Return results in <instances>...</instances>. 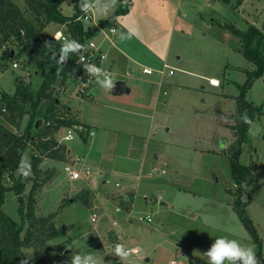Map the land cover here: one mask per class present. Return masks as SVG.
I'll use <instances>...</instances> for the list:
<instances>
[{"label": "rangeland", "instance_id": "rangeland-1", "mask_svg": "<svg viewBox=\"0 0 264 264\" xmlns=\"http://www.w3.org/2000/svg\"><path fill=\"white\" fill-rule=\"evenodd\" d=\"M11 1L29 17L27 0ZM237 3V0H233L230 5H223L218 0H133L129 16L118 23L119 34H111L108 29L103 32L104 36L115 40L117 49L113 48L112 51L120 55L118 70L113 71L114 81L127 82L133 93L115 97L112 91L102 88H99L101 91H94L98 106L85 109V118L95 124L113 127L105 128L112 130L104 135L106 139L98 138L99 134L95 138V128L89 130V134L87 130L83 134L86 142L83 138L65 142V128L56 135L58 142L68 148L65 163L80 171L84 169L82 165L86 157H96L102 152L101 159L107 162L101 173L98 174L97 166L92 178L71 180L62 163L45 160L40 166L41 179H37L32 171L28 176L32 181L26 188L24 198L29 196L35 182L48 178L36 197L37 217L53 216L56 229L62 232L65 228L66 231V234L49 241L48 244L62 246L63 250L48 252L46 264H68L74 251L80 254L96 251L101 264H118L120 261L113 250L115 244L121 242L128 248L139 250V254L132 257L135 264H171L172 261L176 264H207L203 253L219 236L237 239L253 247L256 254L261 255V259H257L259 264H264V82L256 81L247 94L248 102L258 108L259 116L250 128L239 156L240 164L248 167L253 176V184L245 192L242 202L248 205L247 214L253 220L261 240V244L256 245L235 212L239 186L231 173L229 155L233 153H228L237 139L233 130L226 128L230 123L235 124L232 119L236 114L235 105L215 94L222 91L212 87L213 80H210L214 77L221 84H225L226 80L243 84L247 79V74L240 70L248 69L250 63L235 51L239 49L241 41L224 26L246 31L258 22L261 30L259 22L264 23V9L256 18L249 19ZM247 4L252 5L249 2ZM63 5L71 8V0ZM121 5L116 0L106 15L93 9V22L107 18ZM261 5L264 6V0H261ZM65 12L68 13V9L65 8ZM128 28L136 29L138 37L121 39ZM59 29L64 28L50 23L43 35L52 39ZM177 29L181 34L176 33ZM164 61L173 67L168 80L172 84L192 89L177 90L173 96L164 91L166 96L164 89L160 91L162 102L165 104L166 99L171 98L173 104L160 105L153 124L155 135L145 149V156L148 157L142 160L145 153L143 148L147 145L145 139L153 129L146 128L149 123L147 119L128 116L127 112L134 111L132 105L136 108L142 105V102L137 104L135 101L137 83L141 82L138 80L143 76L142 68L148 65L157 69L161 67V70ZM14 71L11 68L0 72V91L14 92L16 78L20 75V72ZM24 71L30 74L29 80L25 82H32L33 88L38 90L40 83L38 79L35 80V70L27 64ZM129 71H133V75ZM60 85L58 83L55 87L58 92L55 95L62 102V107L67 108L69 101L64 95L66 89L59 88ZM68 85L70 88L67 92L71 95L93 96V93H80L79 84L73 81ZM225 93L239 95V89L231 83ZM113 100L118 102V108L109 104ZM47 104L43 103L40 109L46 108ZM41 120L45 121L43 118ZM139 125L141 128H137ZM36 126L32 131L35 135L38 133ZM25 129L22 128L23 131ZM11 130L16 131L14 128ZM128 133L134 140L141 139L133 155L123 154L126 152L124 144L130 141L126 139ZM203 148H212V153L197 152ZM33 150L30 146L22 158L26 165H30V169ZM149 172H159L163 176L155 175L153 178L151 175L150 178ZM25 179L18 170L12 178L4 179L3 182L5 186L13 187L15 182H25ZM148 189L153 190L148 196L155 200L154 203L144 194L149 192ZM85 190L91 193L90 199L84 195L83 200L75 203L74 198ZM19 207L15 192H7L2 209L13 220L22 223ZM95 214L97 219L92 221ZM148 214L153 216V222H140L139 219ZM28 227L29 223L25 226L24 235ZM117 235L121 236V241ZM66 250L70 252L66 254ZM24 251L27 258L34 257V249Z\"/></svg>", "mask_w": 264, "mask_h": 264}, {"label": "trees", "instance_id": "trees-1", "mask_svg": "<svg viewBox=\"0 0 264 264\" xmlns=\"http://www.w3.org/2000/svg\"><path fill=\"white\" fill-rule=\"evenodd\" d=\"M68 0H27L29 17L11 0H0V52L1 60H10L12 52L15 59L22 60L23 67L29 65L33 68L34 75L40 76L43 82L38 90L32 83L18 80L13 95L3 94L8 115L6 123H0V264H20L21 259H29L25 249H34V257L29 259V264H46L45 256L48 252L62 251V246H52L49 241L57 239L62 232L56 229L52 217H37V195L40 189L47 183L48 178L41 182H35L27 198L24 194L32 178L27 177L25 182L18 180L13 187H7L4 179L12 178L20 168L23 156L28 148H34L32 154L31 171L37 179H41V164L45 160L65 163L68 153L66 145L60 144L56 135L63 128H75L81 134L83 141L87 139L84 133L90 128H80L79 122L73 118H63L58 113V97L55 95V87L58 83L64 84L73 81L77 84L84 82L85 70L82 64H78L79 52L71 53L64 62H59V50L62 42L54 38L47 39L43 32L50 23L64 26L63 32L67 39H75L82 45L96 36L100 29H105L115 23L117 17L126 15L129 11L128 4H123L114 13L112 19L101 22L98 28H86L77 19L83 14L80 7L72 17L63 15L61 7ZM72 2L79 0H71ZM224 5H230L233 0H218ZM241 4V0H237ZM241 41L238 49L245 59L254 67L246 72L247 80L243 85H238L239 95L234 97L236 101L235 124L229 126L236 142L229 148L231 173L233 180L239 186L237 190V206L235 212L245 229L252 236L256 245L261 244L257 228L246 211L247 204L242 202L245 192L253 184V176L250 169L239 162L242 153V144L247 140L251 126L259 116L258 108L247 100L248 92L254 87L257 80L264 77V33L256 26H250L248 30L241 31L233 26H224ZM6 47L5 50L3 48ZM57 54L56 59L53 55ZM48 103L47 109H40L43 103ZM247 112L251 124L241 120V115ZM28 116L29 123L24 131H21L23 119ZM45 120L44 127L38 129L35 135L32 133L38 119ZM50 124L47 125L46 123ZM13 127L16 131H12ZM38 153L39 156H36ZM15 192L20 204L19 214L22 223L13 220L4 212L5 196L7 192ZM89 191H83L74 198V202L83 200V196L90 197ZM90 199V198H89ZM243 206L239 208L240 206ZM96 215V214H95ZM29 227L24 235L25 226ZM101 247V246H100ZM261 259L260 254H256Z\"/></svg>", "mask_w": 264, "mask_h": 264}, {"label": "crops", "instance_id": "crops-1", "mask_svg": "<svg viewBox=\"0 0 264 264\" xmlns=\"http://www.w3.org/2000/svg\"><path fill=\"white\" fill-rule=\"evenodd\" d=\"M251 3L252 5H250L249 6V4H247V3ZM73 2L71 1V4H72ZM121 4H128V7H129V11H128V14L127 15H121V16H119V17H117V20H116V22L115 23H112L111 25H109L107 28H105V29H100L98 32H97V34H96V36L95 37H93L92 39H89L91 42H93L96 46H97V48L98 49H100L105 55H106V61L104 62V65L106 66V67H108L110 70H111V72H112V76H113V71H117L118 70V67H119V65H118V60L120 59V55H116V53H114L113 51H112V49L113 48H115V49H117L116 48V43H115V40L114 39H112V38H110L109 36H104V34H103V32L104 31H106L107 29L108 30H110V33H111V30H115V33H111V34H116L117 35V33L119 34V29H118V23L120 22V21H122V19L124 20V18H127L128 16H129V12H130V9L132 8V6H133V0H123V2H120ZM224 5V4H223ZM239 6H240V9H242V10H244L245 12H246V15L247 16H249V19H251L252 17H255L256 18V16H258V14L260 13V11L262 10L263 11V9H264V6H262L261 5V0H255V1H252V0H245V1H243V0H241V4H238ZM259 5V6H258ZM261 6V7H260ZM65 8L66 9H68V13H66L65 12ZM120 8V7H119ZM118 8V9H119ZM61 11H62V13H63V15H65V16H67V17H72V16H74L75 15V13H76V9H74L73 8V5H72V7L70 8V7H67V6H62L61 7ZM116 12V11H115ZM115 12H113L110 16H108L107 18H105V19H103V20H100V21H95V22H92L91 24V28H95V26H99L100 25V23L101 22H104V21H106V20H108V19H112V16L114 15V13ZM184 18H186V16H184ZM258 18V17H257ZM253 19V18H252ZM258 20V19H257ZM256 20V21H257ZM203 21V24H204V20H202ZM183 22V21H182ZM260 23V25H261V28H262V25H263V23L262 22H259ZM192 24V23H191ZM176 25H177V21H176ZM253 26H256L257 28H259V24H258V22H256V23H254L253 24ZM61 27V26H60ZM64 29H59V30H57L56 32H55V34H54V36L57 34V33H63L64 31H65V27L64 26H62ZM261 31H262V29H261ZM263 32V31H262ZM176 33H178V34H181V31H178V29L176 30ZM264 33V32H263ZM110 43L111 45H108L107 43ZM229 49H231V47H229ZM234 50V49H233ZM235 51H237V52H239L238 51V49L237 50H235ZM118 52V51H117ZM2 53V52H1ZM16 54V53H15ZM10 59H11V61H17V60H19L20 61V59H15V56H14V58L12 59L11 57H10ZM180 60H181V57L179 58ZM179 60V61H180ZM129 62H132V63H135L136 61H132V60H130ZM168 61H164V63H163V68L160 70V68L161 67H159V69H157V68H153V67H150V66H145V67H143L142 69H143V71H144V69H150V70H152L153 71V74L152 75H147V74H144V72H142V74H143V76H141L140 78H139V80H138V82L139 81H141L140 83H137L138 84V86H137V94L135 95V97H137L136 98V100L135 101H137L136 103L137 104H139V103H141L142 102V105L141 106H138L137 108L135 107V105H132L131 107H132V109H134V111L133 112H129V110H128V112H127V115L128 116H133V117H137V118H145V119H147L148 121H149V123H148V126L146 127V128H154L153 127V124L155 123V119L158 117L157 116V113H158V111H159V109H160V105H165V106H168L169 104H170V100H171V98H170V100H169V98L168 99H166V101H165V104L162 102L163 101V99L161 98L162 96H161V90H163V92L164 91H166V92H164V94L166 93L167 95H168V92H170L171 93V95L173 94V93H175V91H185L186 89L189 91V90H191L192 89V87H187V86H184V87H181V86H179L178 84H176V83H173L172 84V82L171 81H169L168 79L169 78H171V75H170V73L173 71V67L172 66H170L168 63H167ZM250 66H249V68L248 69H242V70H240L241 72H247V71H249V70H253L254 69V67H253V65L250 63L249 64ZM23 66V65H22ZM127 66H129V64L127 65ZM172 67V68H171ZM237 68V67H236ZM239 69H241L240 67H238ZM169 70V72H168V74H167V71ZM15 71H17L20 75L16 78V86H17V83H18V80H23V81H27V80H29V78L28 77H30V74H28L27 72H25L24 71V69H22L21 71L20 70H15ZM14 71V72H15ZM126 72H128V70H125ZM117 73V72H116ZM129 74L130 75H133V71H129ZM155 74V75H154ZM22 78H21V77ZM170 76V77H169ZM160 77V78H159ZM36 79H38L39 80V83H40V86H41V84H42V82H43V79H42V77H40V76H37V75H35V80ZM210 80H217L218 82H219V86H214V85H211L212 87H214V88H217V89H219V91H222V93H219V92H217V93H215V94H217L218 96H223L224 97V100L226 99L227 101H230V102H233L234 103V105H235V108H234V113L236 112V107H237V105H236V101L234 100V97H237L238 95H232V94H226L225 93V89H226V87H228V86H230L231 85V83H234L237 87H238V85H243V84H239V83H237V82H229L228 80H226L225 81V84H221L220 83V80L219 79H217V78H210ZM247 80V79H246ZM260 80H263V79H260ZM258 81V80H257ZM69 82L70 81H67L66 83H64V84H61L60 86H59V88H63V90H65V93H64V95H66V97L65 98H67V100L69 101V102H67V108L65 107V106H63L62 107V102L59 100L58 101V113L63 117V118H73L74 120H76L77 122H79L80 123V125H82V127H80V128H90V131L92 130V128H95L93 131H94V133H95V138L97 137V134H99V136H98V138H103V139H106L107 137H104V135H108V133H110V131H112V130H109V129H105V128H113V127H106V126H102L100 123L99 124H95L94 122H92V121H87L86 120V118H85V116H86V111H85V109H93L94 108V105H97L98 106V101L97 100H95V92L94 91H101L100 89H101V87H98V84L95 82L93 85H91L90 87H89V91H90V94L91 93H93V94H91V95H93V96H90V98L89 97H82V95L81 96H76V94H70V92H67V91H69ZM30 83H32V82H30ZM126 85L129 87V89H130V93L129 94H124V95H131L132 93H133V89L127 84V82H126ZM174 85H176L177 87H175ZM255 85V84H254ZM100 88V89H99ZM189 88V89H188ZM16 90V89H15ZM15 90H14V92H12V93H6V92H2L3 94H9V95H13L14 93H15ZM252 90V89H251ZM250 90V91H251ZM58 91H60V90H58ZM249 91V92H250ZM55 93L57 94L58 92H57V90H55ZM112 93V92H111ZM163 94V95H164ZM165 94V95H166ZM112 95H113V93H112ZM124 95H122V96H124ZM166 95V96H167ZM70 96V97H69ZM114 96V95H113ZM122 96H115V97H122ZM173 96V95H172ZM62 101H64V100H62ZM161 102V103H160ZM45 103V102H44ZM86 103V104H85ZM117 103L118 102H116V101H111V102H109V104H112L111 106H114V107H116V108H118L117 106ZM172 104H173V102H171ZM136 104V105H137ZM47 107H48V104L46 105V108H43L44 109V111L47 109ZM120 107V106H119ZM61 108H66V109H64V110H62ZM229 110V109H228ZM233 114H231V116H232ZM235 115L236 114H234L233 116H232V119L234 120L235 119ZM39 119H42V118H39ZM39 119H38V122H39ZM29 117L28 116H26L24 119H23V122H22V125H21V128H26L27 126H28V123H29ZM6 121V119L5 120H0V123H6L5 122ZM142 121V120H141ZM38 122H37V124H38ZM41 122H42V124H41V126L39 127V128H42L43 126V124H45V121H43V120H41ZM137 122H138V119H137ZM36 124V125H37ZM46 124H48V122L46 123ZM140 124V123H139ZM142 124H143V121H142ZM141 124V125H142ZM147 124V123H146ZM141 125H139L137 128H141L140 126ZM233 124L232 123H230V124H228L227 125V127L226 128H230L229 126H232ZM252 127V126H251ZM11 128H13V127H11ZM37 128V127H36ZM35 128V130L36 131H38V129H36ZM136 128V127H135ZM136 128V129H137ZM64 129V128H63ZM62 129V130H63ZM66 130L67 129H69V128H65ZM136 129H134V130H136ZM61 130V131H62ZM100 130H105V131H100ZM133 130V129H132ZM133 130V131H134ZM21 131H23L22 129H21ZM60 131V132H61ZM133 131H130V132H133ZM143 131H147V130H143ZM99 132V133H98ZM115 132V131H114ZM120 132V131H119ZM118 132V133H119ZM141 133H142V130H141ZM122 135H125V134H122ZM128 135H129V133H128ZM154 129L153 130H151V133H150V135L149 136H147V139H145V143H147V145H144V151H145V153H144V157H143V159L142 160H145L147 157L145 156L146 155V146H148V144H151V141H152V138L154 137ZM82 137H81V134H79L77 131H76V137H75V140L74 141H76V140H79V139H81ZM126 139H129L130 141L127 143V144H124V149L126 150V152H124L123 154H131V155H133V153H134V151L135 150H137L138 149V141H141V139H136V140H134L135 138H132L130 135H129V137L128 138H126ZM98 141V140H97ZM119 142H120V140H119ZM96 143V142H95ZM114 147L116 146V142H114ZM110 147H112V145H110ZM100 148H102V147H100ZM109 148V147H108ZM104 149V148H103ZM102 149V150H103ZM146 149V150H145ZM212 148L209 150H205L204 148L203 149H201V150H197V152L198 153H200V151H201V153H204V152H209V153H212ZM97 155L98 156H100V157H97ZM96 155V157L95 156H88V157H86L85 159H84V164L82 165V166H84L83 168L84 169H90L91 171H92V176L90 177V178H92L93 177V174H94V176H95V173L93 172V170H94V168H97V166H98V168H99V171H97L98 172V174L99 173H101L102 172V170H103V167L105 166V164H106V162H107V160H105L104 158L103 159H101V157H103V153L102 152H99L98 154ZM165 154L163 153V156H164ZM129 157V156H128ZM159 157V155L158 156H156V159ZM127 158V157H126ZM142 160H139V162L140 161H142ZM63 164V166H65V164L66 163H62ZM97 164V165H96ZM97 168V169H98ZM156 168V167H155ZM154 169V168H153ZM151 170L152 172L154 171V170ZM158 169V168H157ZM158 170H162V172L163 171H165V170H163L162 168L161 169H158ZM150 174V175H149ZM149 174H148V177H150V178H152L151 177V175H153V178L155 177V175H162L163 176V174L162 173H159V172H154L153 174H151V172H149ZM164 175H166V174H164ZM90 178H87V179H90ZM149 190V192L148 193H144L145 195H147L146 197H149V198H151L150 196H148V194L151 192V191H153V190H151V189H148ZM139 192H140V190H139V187L137 188V194L139 195ZM160 197V196H159ZM148 198V199H149ZM136 200V199H135ZM150 200V199H149ZM151 200L152 201H150L151 203H154L155 202V200L153 199V198H151ZM133 202H135V201H133ZM148 216H151L152 218H153V216L151 215V214H148ZM153 222V221H152ZM119 238H120V241H121V236L120 235H117ZM122 243V242H121ZM118 264H120V263H118ZM171 264H176L174 261H172L171 262Z\"/></svg>", "mask_w": 264, "mask_h": 264}, {"label": "clouds", "instance_id": "clouds-1", "mask_svg": "<svg viewBox=\"0 0 264 264\" xmlns=\"http://www.w3.org/2000/svg\"><path fill=\"white\" fill-rule=\"evenodd\" d=\"M115 3L116 0H79V7L83 13H88L89 10L95 9L98 13L106 15ZM134 36L138 37V31L134 28H128L126 34L121 35V39H131ZM55 39H60L59 33ZM83 49L84 45L75 39L63 40L58 53L59 62L64 64L71 53L80 52ZM56 56L57 54H54L53 59H56ZM83 68L88 77L94 76L96 78V83L102 89L107 91L114 89L116 82L110 72L93 63L84 64ZM213 83L217 82L213 81ZM240 118L246 124L252 123L246 111ZM19 171L25 178L31 173L30 165H26L23 159ZM73 178H78V174L74 175ZM113 251L114 255L118 257L120 264H135L132 257L134 254H139L138 249L128 248L123 243H116ZM203 255L207 258V264H259L253 247L242 244L237 239H230L227 236L216 237ZM20 264H29V259H21ZM68 264H101V259L98 258L96 251L86 254L74 251L69 257Z\"/></svg>", "mask_w": 264, "mask_h": 264}, {"label": "built area", "instance_id": "built-area-1", "mask_svg": "<svg viewBox=\"0 0 264 264\" xmlns=\"http://www.w3.org/2000/svg\"><path fill=\"white\" fill-rule=\"evenodd\" d=\"M73 8L77 9L79 8V2L78 1H74L72 3ZM78 21H81L84 25V27L86 28V30L88 28H91V23L95 20V13L94 10L91 9L89 10L88 13H83L78 19ZM95 28H98V25L95 26ZM111 33H115V30H111ZM58 34V33H57ZM56 34V35H57ZM60 34V39L56 40L54 36V39L56 41H61L63 42V40L67 39L66 36H64L63 33H59ZM6 47L3 48V50H5ZM1 57V55H0ZM106 61V55L97 48V46L91 42L90 40L86 41V44L84 45V49L82 51L79 52V59H78V64H87V63H93L96 64L97 66L107 70L108 72H111V70L106 67L104 65V62ZM13 69V70H22L24 69V67L22 66V60H15V61H11L10 60H1L0 58V72H4L8 69ZM144 74L147 75H152L153 71L150 69H144ZM84 76H86V80L84 82H81L79 84V91L82 94H90L89 87L91 85H93L96 82V78L93 77H88L85 73ZM88 91V92H87ZM8 115V110L7 107L5 105V103L3 102V93L0 91V120H5L6 116ZM50 123L48 122L47 125H49ZM76 137V130L75 128H69L66 131V135L63 137V140L65 142H72L75 140ZM32 147V146H31ZM36 156H39L38 153H36ZM64 171L65 173L69 176V178L71 180H79V179H87L90 178L92 176V171L90 169H83L82 171L78 170L75 166L66 163L64 166ZM78 174V178H73L74 175ZM97 219V215H93L92 221H95ZM140 222H143L144 220L148 221V222H152L153 218L151 216H145L144 218H140L139 219ZM115 225L117 226L118 223L116 222Z\"/></svg>", "mask_w": 264, "mask_h": 264}, {"label": "water", "instance_id": "water-1", "mask_svg": "<svg viewBox=\"0 0 264 264\" xmlns=\"http://www.w3.org/2000/svg\"><path fill=\"white\" fill-rule=\"evenodd\" d=\"M118 2H123V0H118ZM262 31L264 32V23L262 25ZM15 56V52H12L11 54V58L13 59ZM263 82H264V78H263ZM112 93L114 96H122L124 94H129L130 93V89L129 87L126 85L125 82L123 81H118L115 83V87L114 89L112 90ZM42 122L39 121L38 124H37V128H39L41 126ZM150 201H152L150 199ZM62 234H66V231H65V228L62 229ZM70 252V250H66L65 253L68 254Z\"/></svg>", "mask_w": 264, "mask_h": 264}, {"label": "bare ground", "instance_id": "bare-ground-1", "mask_svg": "<svg viewBox=\"0 0 264 264\" xmlns=\"http://www.w3.org/2000/svg\"><path fill=\"white\" fill-rule=\"evenodd\" d=\"M213 81H216L217 83H213ZM212 81V84H214V85H216L217 86V84H218V81L217 80H213Z\"/></svg>", "mask_w": 264, "mask_h": 264}]
</instances>
